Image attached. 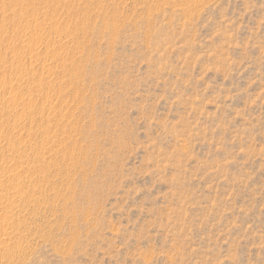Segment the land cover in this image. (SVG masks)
<instances>
[{"label":"rangeland","instance_id":"obj_1","mask_svg":"<svg viewBox=\"0 0 264 264\" xmlns=\"http://www.w3.org/2000/svg\"><path fill=\"white\" fill-rule=\"evenodd\" d=\"M0 195V264H264V0H0Z\"/></svg>","mask_w":264,"mask_h":264},{"label":"bare ground","instance_id":"obj_2","mask_svg":"<svg viewBox=\"0 0 264 264\" xmlns=\"http://www.w3.org/2000/svg\"><path fill=\"white\" fill-rule=\"evenodd\" d=\"M11 148H12V147H11ZM14 170H15V169H14ZM15 174H16V173H15ZM15 174H11V176H14ZM6 177H7V176H6ZM14 177H15V176H14ZM14 177H13V178H14ZM16 177H17V176H16ZM11 178H12V177H11ZM11 178H10V179H11ZM29 178H30V177H29ZM4 179H5V178H4ZM7 179H8V178H7ZM27 179H28V178H27ZM5 182H6V180H5ZM13 182H14V181H13ZM29 182H30V181H29ZM3 183H4V182H3ZM8 183H9V182H8ZM5 184L7 185V183H5ZM11 184H12V183H11ZM6 185H5V186H6ZM6 187H7V186H6ZM0 196H1V195H0ZM1 197H2V196H1ZM14 200H15V199H14ZM14 200H13V201H14ZM11 201H12V199H11ZM13 203H14V202H13ZM13 203H12V202H11V203L9 202V203H7L6 206H8V207H9V206L12 207ZM14 204H15V203H14ZM7 223H8V222H7ZM11 223H12V222H11ZM11 223H10V225H11ZM12 224H14V223H12ZM14 226H15V225H14ZM7 227H8V226H7ZM12 228H13V227H12ZM5 230H6V229H5ZM6 231H7V230H6ZM6 231H5V232H6ZM6 233H8V232H6ZM12 235H13V234H12ZM6 236H8V235H6ZM14 236H15V234H14ZM4 237H5V235H4ZM13 238H14V237H13ZM1 242H2V241H1ZM4 247H6V245H5Z\"/></svg>","mask_w":264,"mask_h":264}]
</instances>
